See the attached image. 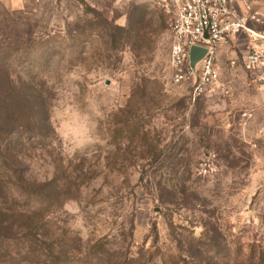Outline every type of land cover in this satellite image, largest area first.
<instances>
[{
  "label": "rangeland",
  "instance_id": "374dc122",
  "mask_svg": "<svg viewBox=\"0 0 264 264\" xmlns=\"http://www.w3.org/2000/svg\"><path fill=\"white\" fill-rule=\"evenodd\" d=\"M246 42L195 99L157 0H0V264H264Z\"/></svg>",
  "mask_w": 264,
  "mask_h": 264
},
{
  "label": "built area",
  "instance_id": "2783aa9c",
  "mask_svg": "<svg viewBox=\"0 0 264 264\" xmlns=\"http://www.w3.org/2000/svg\"><path fill=\"white\" fill-rule=\"evenodd\" d=\"M157 4L170 19V55L175 83L190 81L196 99L221 80L219 49L245 38L243 66L264 90L262 10L248 0H157ZM195 46L207 49V53L197 67L192 68L190 56Z\"/></svg>",
  "mask_w": 264,
  "mask_h": 264
},
{
  "label": "trees",
  "instance_id": "16d2710c",
  "mask_svg": "<svg viewBox=\"0 0 264 264\" xmlns=\"http://www.w3.org/2000/svg\"><path fill=\"white\" fill-rule=\"evenodd\" d=\"M11 76L0 66V116L6 115L12 107L16 96L12 94L14 87L10 86Z\"/></svg>",
  "mask_w": 264,
  "mask_h": 264
},
{
  "label": "water",
  "instance_id": "95a60500",
  "mask_svg": "<svg viewBox=\"0 0 264 264\" xmlns=\"http://www.w3.org/2000/svg\"><path fill=\"white\" fill-rule=\"evenodd\" d=\"M207 49L201 47H193L191 49L190 64L192 68H196L198 63L204 58Z\"/></svg>",
  "mask_w": 264,
  "mask_h": 264
}]
</instances>
